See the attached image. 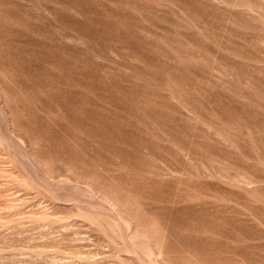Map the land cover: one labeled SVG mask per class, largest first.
Here are the masks:
<instances>
[{
	"label": "rangeland",
	"instance_id": "374dc122",
	"mask_svg": "<svg viewBox=\"0 0 264 264\" xmlns=\"http://www.w3.org/2000/svg\"><path fill=\"white\" fill-rule=\"evenodd\" d=\"M0 264H264V0H0Z\"/></svg>",
	"mask_w": 264,
	"mask_h": 264
}]
</instances>
